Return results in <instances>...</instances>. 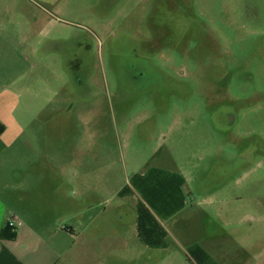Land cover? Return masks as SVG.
Segmentation results:
<instances>
[{
    "label": "rangeland",
    "instance_id": "rangeland-1",
    "mask_svg": "<svg viewBox=\"0 0 264 264\" xmlns=\"http://www.w3.org/2000/svg\"><path fill=\"white\" fill-rule=\"evenodd\" d=\"M0 120L21 173L101 193L180 175L264 262V0H0Z\"/></svg>",
    "mask_w": 264,
    "mask_h": 264
},
{
    "label": "crops",
    "instance_id": "crops-1",
    "mask_svg": "<svg viewBox=\"0 0 264 264\" xmlns=\"http://www.w3.org/2000/svg\"><path fill=\"white\" fill-rule=\"evenodd\" d=\"M42 1L58 10L66 3ZM20 134L0 120V235L15 234L0 237V264H264L225 234L229 223L186 203L180 175L150 167L130 188L86 191L78 181L87 175L21 173L24 159L9 157L28 144ZM128 202L130 222L119 214Z\"/></svg>",
    "mask_w": 264,
    "mask_h": 264
},
{
    "label": "trees",
    "instance_id": "trees-1",
    "mask_svg": "<svg viewBox=\"0 0 264 264\" xmlns=\"http://www.w3.org/2000/svg\"><path fill=\"white\" fill-rule=\"evenodd\" d=\"M4 232V231H3ZM2 232V234L0 235V237L2 238V239H6V240H12L13 238H14V236H15V234L14 233H11V232H7V231H5V233H3Z\"/></svg>",
    "mask_w": 264,
    "mask_h": 264
},
{
    "label": "built area",
    "instance_id": "built-area-1",
    "mask_svg": "<svg viewBox=\"0 0 264 264\" xmlns=\"http://www.w3.org/2000/svg\"><path fill=\"white\" fill-rule=\"evenodd\" d=\"M8 226H9L10 228H12V227H13V224H12L11 222H9V223H8ZM12 232H14V230H12Z\"/></svg>",
    "mask_w": 264,
    "mask_h": 264
}]
</instances>
